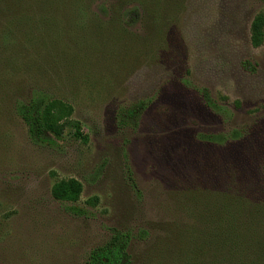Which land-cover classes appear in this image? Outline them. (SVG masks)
<instances>
[{
	"label": "rangeland",
	"instance_id": "obj_1",
	"mask_svg": "<svg viewBox=\"0 0 264 264\" xmlns=\"http://www.w3.org/2000/svg\"><path fill=\"white\" fill-rule=\"evenodd\" d=\"M51 1L0 0V264H84L115 228L133 234L134 264H264V216L239 224L251 221L257 245L233 248L241 232L220 213L222 193L264 203V42L249 40L264 2L143 0L127 26L120 12L133 0H108V15L87 13L83 24L85 12ZM185 80L207 87L232 119ZM33 88L73 106L86 143L68 129L56 148L30 142L13 104ZM145 97L138 128L119 129L117 108ZM231 128L244 136L222 146L197 139ZM70 177L91 216L51 196Z\"/></svg>",
	"mask_w": 264,
	"mask_h": 264
},
{
	"label": "trees",
	"instance_id": "obj_2",
	"mask_svg": "<svg viewBox=\"0 0 264 264\" xmlns=\"http://www.w3.org/2000/svg\"><path fill=\"white\" fill-rule=\"evenodd\" d=\"M54 0L50 3L52 4ZM64 4L72 7L77 13L85 12L81 24L87 22L90 17L87 13L100 14L106 16L109 14L108 0H62ZM264 2V0H261ZM143 0H133V3L124 7L121 12V21L127 26H131L139 16L140 3ZM150 2V1H149ZM79 20V21H80ZM249 40L253 47H258L264 42V12L255 14L249 26ZM242 66L253 70L251 62L244 60ZM184 83L193 87L204 105L223 121H230L233 117L231 109L219 101L215 100L211 91L204 86H194L185 80ZM152 102L151 98L145 97L135 102L117 108L114 116L115 125L119 129L129 128L136 130L140 124L144 112ZM13 109L24 125L31 143L37 146L58 147V140L68 132L75 138L86 143L88 136L82 133L80 124L72 118L73 106L66 100L54 96L53 93L42 88H33L27 100H15ZM244 133L236 128L227 131L218 132H200L197 139L212 145H225L228 142H235L241 139ZM126 178L135 194L140 196L132 171L125 163ZM239 189V188H238ZM238 191V190H237ZM82 192V183L73 177L57 180L51 187V196L62 202L65 211L78 217H89L92 212L84 205L78 204ZM222 197L228 202L224 203L220 209L221 214H231V223L233 225V248H245L246 246L257 245L255 236L251 235L253 230L251 221L248 220L246 226L239 225L241 220L248 215L264 216V203L249 202L238 192L222 193ZM89 204H95V198L89 199ZM134 238L130 231H121L112 229L109 239L101 245L95 246L87 254L84 264H134L128 252L130 241ZM259 247H263L262 241Z\"/></svg>",
	"mask_w": 264,
	"mask_h": 264
}]
</instances>
